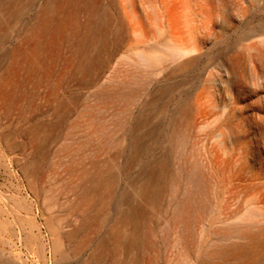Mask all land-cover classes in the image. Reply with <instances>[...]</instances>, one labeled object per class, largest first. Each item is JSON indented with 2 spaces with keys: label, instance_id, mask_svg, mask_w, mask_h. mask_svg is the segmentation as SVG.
<instances>
[{
  "label": "bare ground",
  "instance_id": "bare-ground-1",
  "mask_svg": "<svg viewBox=\"0 0 264 264\" xmlns=\"http://www.w3.org/2000/svg\"><path fill=\"white\" fill-rule=\"evenodd\" d=\"M193 2L189 10L188 0H0V47L9 46L2 58L4 68L0 67V104L7 107L0 113L10 112L8 100L40 91L43 85L54 94L71 85L79 90L94 88L96 100H145L142 119L121 125L117 147L108 160H97L83 169L69 188L72 196L65 210L74 217L73 223L65 225L66 218L58 214L46 218L54 264H70L87 249L89 254L73 264H152L141 255L153 234L145 227L162 209L170 191L168 203L175 206L170 230L176 231L184 249L190 246L192 241L179 224L190 217L203 190L201 180L192 172L176 173L167 157L157 156L154 148L168 146L172 155L183 146L192 109L184 102L176 103L169 131L147 130L146 114L165 115L168 106H160V100L202 99V15L200 0ZM263 35L261 23L250 37L263 41ZM213 45L209 44V68L216 62ZM123 62L137 77L135 89H112L107 80L108 71L116 74ZM188 83H192L190 94L183 91ZM81 99L74 94L64 96L54 119L27 126L23 141L8 136L14 148L26 147V140L32 148L31 158L22 167L31 184L44 167L46 146L74 111V100ZM135 167H140L137 174L132 173ZM180 178L185 180L180 182ZM7 201H13L12 205L0 202V227L6 222L13 239L2 237L0 242L14 248L17 240L28 247L33 236L25 234L20 215L23 203L15 197ZM248 218L244 219L247 225L227 229L214 244L195 248L194 264H264V219L261 225L251 226Z\"/></svg>",
  "mask_w": 264,
  "mask_h": 264
},
{
  "label": "rangeland",
  "instance_id": "rangeland-1",
  "mask_svg": "<svg viewBox=\"0 0 264 264\" xmlns=\"http://www.w3.org/2000/svg\"><path fill=\"white\" fill-rule=\"evenodd\" d=\"M193 5V0H188L189 10ZM199 6L204 52L202 99L160 100V106H168L165 115L156 111L145 114L147 130L161 127V131H169L176 103L184 102L192 109L183 146L172 155L168 146L154 149L157 156L167 157L176 173H194L203 190L195 199L190 217L179 224L192 241L187 250L177 242L176 231H171L168 224L175 208L168 203L173 191L151 218L149 227H145L153 231L151 242L142 248L141 255L152 264H194L195 248L214 244L229 228L247 225V216L251 217V226L261 225L264 219V35L263 41L250 37L264 23V0H200ZM209 44H214L216 54L211 68L207 64ZM8 47H0L1 70ZM117 68L116 74L111 70L107 73L111 88L135 89L137 77L129 66L123 62ZM94 90L69 85L54 94L43 85L40 91L31 90L18 100H8L10 112L0 113V202L9 207L13 201H7L8 197H15L23 203L20 215L25 221V234L33 236L28 247L17 240L14 248L0 242V264H54L46 218L58 214L66 218L65 225L73 223L74 217L65 210L72 196L69 188L79 180L83 169L91 168L97 160L107 161L114 153L121 125L142 119L145 100H96ZM183 91L190 94L192 83ZM71 94L82 99L74 100V111L46 146L44 167L36 183L31 184L22 167L31 158L32 148L27 140L26 147L14 148L8 136L23 141L27 126L52 121L64 101L60 99ZM6 107L0 104L1 111ZM95 131L97 135L92 134ZM139 169L135 167L132 173L137 174ZM179 180L183 182L185 178ZM120 185L124 186L121 179ZM179 198L183 199V195ZM3 223L0 238L13 239L8 224ZM88 252L89 249L73 258L70 264L80 263Z\"/></svg>",
  "mask_w": 264,
  "mask_h": 264
}]
</instances>
